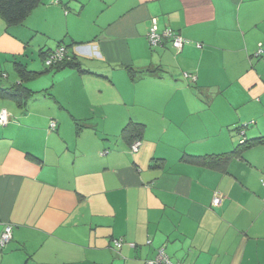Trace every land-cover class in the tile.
Listing matches in <instances>:
<instances>
[{"label": "crops", "instance_id": "0c3cea01", "mask_svg": "<svg viewBox=\"0 0 264 264\" xmlns=\"http://www.w3.org/2000/svg\"><path fill=\"white\" fill-rule=\"evenodd\" d=\"M42 4L22 24L0 17V50L42 72L25 105L0 97V240L12 227L0 264H148L160 249L264 264V145L223 169L184 160L233 150L241 131L264 136V0ZM89 8L87 23L46 25L50 11L69 21ZM154 21L187 40L181 51L150 45ZM60 41L84 72L46 69L40 50ZM130 121L145 126L137 151L122 138Z\"/></svg>", "mask_w": 264, "mask_h": 264}, {"label": "trees", "instance_id": "16d2710c", "mask_svg": "<svg viewBox=\"0 0 264 264\" xmlns=\"http://www.w3.org/2000/svg\"><path fill=\"white\" fill-rule=\"evenodd\" d=\"M43 2L44 0H0V17L5 21L8 27L22 24L29 17L32 11ZM62 46L66 49L63 57L59 60L53 61L49 66L46 65L45 60L47 59V56H50ZM68 48L69 46L64 45L63 42L60 41L56 49H41L40 56L43 59L46 69L57 70L64 67H72L84 72L85 70L81 68L80 62L76 60L77 57L75 55H71L68 51ZM13 67L18 81L12 82L9 85H0V97L14 100L20 105H25L28 98L34 93V91L27 85L28 82L42 72L29 69L28 66L25 63H22L20 60H13ZM126 68L128 69L132 78H135L136 75L144 72V69L137 70L130 66H126ZM0 76L7 77L8 75L0 71ZM144 129V124L133 121L128 122L122 129V138H124L131 145V149L135 142L142 141ZM243 134L244 132L241 131V137L239 139L238 145L229 152L199 156L186 155L184 160L206 168H226L227 163L233 157L242 155L246 149L256 145H264V136L246 139Z\"/></svg>", "mask_w": 264, "mask_h": 264}, {"label": "built area", "instance_id": "2783aa9c", "mask_svg": "<svg viewBox=\"0 0 264 264\" xmlns=\"http://www.w3.org/2000/svg\"><path fill=\"white\" fill-rule=\"evenodd\" d=\"M148 39L151 46H158L164 43L165 39L171 40L172 47L176 51H181L183 48V45L187 42V40L179 35L174 29L167 28L163 32H159L158 28L155 24L152 26V28L149 31ZM66 52L65 47H59L54 53H52L50 56H47V59L45 60L46 65H51L53 61L59 60L63 57L64 53ZM263 52V49L260 47L257 54H261ZM184 77L189 79L191 82H195L197 77L196 75L188 72H184ZM8 121V112L6 109H3L0 113V123H7ZM57 123L53 121L51 123L50 128L55 129ZM141 142L137 141L132 145V150L137 151L140 147ZM223 199V194L220 191H215L214 198H213V206L220 205L221 201ZM12 237V227L10 225H7L2 233L0 244L1 247H4L11 239ZM121 241L115 240V246H120ZM148 264H189V263H182V262H173L168 256H166V253L164 249H160L159 254L157 255L156 259L153 261H149Z\"/></svg>", "mask_w": 264, "mask_h": 264}, {"label": "rangeland", "instance_id": "374dc122", "mask_svg": "<svg viewBox=\"0 0 264 264\" xmlns=\"http://www.w3.org/2000/svg\"><path fill=\"white\" fill-rule=\"evenodd\" d=\"M48 1L50 2V0H44L43 3H46L45 5H47ZM43 5L44 4H42L41 7H44ZM70 7H71V5H70ZM67 10H68V13L65 12L64 7L62 8V12L64 15H70L71 17H73L72 15H75L78 13L73 8L67 9ZM95 14L96 13L94 12L93 8H89L81 16H77L76 19L70 18V20L68 21L63 16H61L58 12L50 11L47 13V15L49 18H51L53 20V23H48V24L46 23V25H77L80 23H87L88 21L93 20V18L95 17ZM1 21H4V20L2 19ZM44 25H45V23H44ZM52 47L57 48L56 43H52ZM37 57H38V54L36 53V58ZM0 60H1V65H0L1 69L5 73L8 72V74H10L9 78L0 76V85H9L10 83L15 82L17 79V75H16V72H15L14 67H13L14 58L8 57L4 51L0 50ZM9 81H10V83H8Z\"/></svg>", "mask_w": 264, "mask_h": 264}]
</instances>
